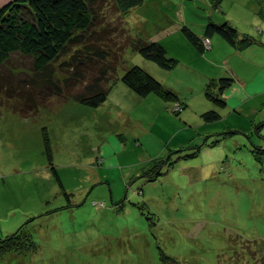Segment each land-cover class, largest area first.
<instances>
[{
    "label": "rangeland",
    "instance_id": "1",
    "mask_svg": "<svg viewBox=\"0 0 264 264\" xmlns=\"http://www.w3.org/2000/svg\"><path fill=\"white\" fill-rule=\"evenodd\" d=\"M108 3L104 24L119 16ZM263 9L264 0H143L125 15L133 35L160 37L169 56L181 55L165 71L128 49L126 64L163 70V85L186 105L157 94L137 102L119 83L98 108L69 100L29 117L4 112L0 238L24 225L38 250L0 264H163L161 252L178 261L169 264H264V65L252 68L246 90L237 79L218 107L201 74L225 73L217 67L227 66V49L207 50L192 66L199 74L176 45L181 26L202 35L209 20L264 44ZM26 65L14 58L6 71L33 76ZM208 111L220 118L208 122Z\"/></svg>",
    "mask_w": 264,
    "mask_h": 264
},
{
    "label": "trees",
    "instance_id": "2",
    "mask_svg": "<svg viewBox=\"0 0 264 264\" xmlns=\"http://www.w3.org/2000/svg\"><path fill=\"white\" fill-rule=\"evenodd\" d=\"M108 2L115 5V14L119 16L104 24L103 5ZM142 4L143 0H12L0 3V117L6 111L29 117L25 113L38 106H60L69 100L98 108L107 101L119 80L139 97L157 94L168 102H182L174 90L164 86L149 71L126 64L124 56L128 49L167 71L178 64L159 41L145 40L127 28L125 15ZM181 31L199 53L211 49L203 42L213 36H220L237 48L256 42L248 36L241 37L229 21L217 24L209 20L201 36L187 26ZM65 56H69L70 61L59 64ZM14 58L28 64L33 76L6 71ZM233 84V77L228 75L212 79L205 95L218 107H225L224 94ZM204 117L213 122L220 115L208 111ZM56 177L60 182L58 175ZM60 185L62 187L61 182ZM36 250L38 245L24 225L4 239L0 238V256L3 257L10 253L28 255ZM160 255L163 264L178 263L163 252Z\"/></svg>",
    "mask_w": 264,
    "mask_h": 264
},
{
    "label": "crops",
    "instance_id": "3",
    "mask_svg": "<svg viewBox=\"0 0 264 264\" xmlns=\"http://www.w3.org/2000/svg\"><path fill=\"white\" fill-rule=\"evenodd\" d=\"M167 28L163 31V34H166L168 35L170 32V30L173 28L174 26V21H171L169 23V25H166ZM185 26V25H183ZM181 26L180 29L176 32H180L181 31V28L183 27ZM182 32V31H181ZM204 32V31H203ZM203 32H202V35H203ZM201 36V34H198ZM179 36L181 37L179 43L180 44H176L177 46H179V48H181L185 54H182V56H184V58L188 59L189 62L187 61H183V65H185V67L187 68H192L194 71L198 72L199 74H201V71L199 72L198 69H195V67H192V66H196L198 63H201V61H205V56H206V52L205 53H199L192 45L191 43L186 40L187 38L181 34H179ZM220 37V36H218ZM217 36H213L212 37V45H211V49H210V53H215L216 51L220 50V49H227V54H226V65L223 66H219L217 67V72H218V68H222L223 71L225 73H223L224 75H228V76H231L233 77L234 79V84H233V87L236 83V80L238 79L239 80V83H241V85L243 86V89L244 90V87L245 90L248 88V83L250 82V78L254 79V77L251 75H249L250 73H252V68L253 67H258V68H261V65H264V44H262L260 41H256V42H253V43H248L246 45H241L240 47H233L232 45L228 44L229 46H227V44L224 43V39H221L218 38ZM159 38L160 37H151L149 38V41H159ZM186 38V39H185ZM153 39V40H152ZM260 42V43H259ZM257 46V47H255ZM229 47V49H228ZM180 51V50H179ZM179 54V53H178ZM205 55V56H204ZM178 56H181V55H175V57L177 58H181V57H178ZM186 56V57H185ZM174 57V58H175ZM208 57V56H207ZM176 58V59H177ZM209 58H213V57H209ZM251 59L252 61V66L251 64H249L250 60L248 59ZM178 60V59H177ZM182 60V59H181ZM179 60H178V64H179ZM240 62H243V65L240 66V67H243L245 68L247 71L244 73L243 71H241L240 67H238L237 65L240 63ZM225 63V62H224ZM245 63L247 65H245ZM177 64V66H178ZM204 62H202L200 65H203ZM255 65V66H254ZM147 70L153 74L157 79L161 80L162 83L164 84H167L162 78H164L163 76L161 77V75H157V73H160V74H164V72H162L163 70L161 69H156L154 68L156 71H154L153 69H149L147 66H146ZM167 71V70H165ZM172 71V70H171ZM208 71V70H207ZM156 72V73H155ZM248 73V74H246ZM223 74L221 76H223ZM202 76H204V79L205 81L204 82H209L210 80L212 79H218L220 78L221 76H218V77H215V75H203L201 74ZM249 75V77H247L246 79V76ZM158 76H160L161 78H159ZM213 76V77H212ZM242 79H246V81H248L246 84H244V82L242 81ZM119 83H123L122 81H117L116 84H119ZM258 83H262V81L260 82H253L252 84H258ZM124 84V83H123ZM187 84V83H185ZM122 85V84H121ZM125 85V84H124ZM115 86V85H114ZM113 86V88H114ZM167 86V85H166ZM125 87L124 90L126 92V96L127 97H131L134 101H137L139 102L140 100L143 101L144 99H148L147 97H139L137 95H135L127 85L123 86ZM232 87V88H233ZM113 88L111 90V92L113 91ZM168 88V87H167ZM231 88V89H232ZM170 89L174 90L180 97V92L178 91L179 89H177V87H171ZM178 91V92H177ZM244 92V91H243ZM140 99V100H138ZM181 99V97H180ZM181 101H183L181 99ZM184 102V101H183Z\"/></svg>",
    "mask_w": 264,
    "mask_h": 264
},
{
    "label": "built area",
    "instance_id": "4",
    "mask_svg": "<svg viewBox=\"0 0 264 264\" xmlns=\"http://www.w3.org/2000/svg\"><path fill=\"white\" fill-rule=\"evenodd\" d=\"M204 45L207 49H210L211 47V40L209 38L204 39Z\"/></svg>",
    "mask_w": 264,
    "mask_h": 264
}]
</instances>
